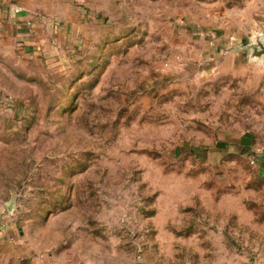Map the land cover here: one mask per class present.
Instances as JSON below:
<instances>
[{"label":"rangeland","instance_id":"374dc122","mask_svg":"<svg viewBox=\"0 0 264 264\" xmlns=\"http://www.w3.org/2000/svg\"><path fill=\"white\" fill-rule=\"evenodd\" d=\"M32 1L0 221L73 264H264V0Z\"/></svg>","mask_w":264,"mask_h":264},{"label":"crops","instance_id":"0c3cea01","mask_svg":"<svg viewBox=\"0 0 264 264\" xmlns=\"http://www.w3.org/2000/svg\"><path fill=\"white\" fill-rule=\"evenodd\" d=\"M33 3L32 0H0V38L14 37L21 45L27 42L31 28H39L37 17L28 11L32 9ZM256 34V37H264V27ZM0 264L73 263L57 255L42 253L24 234L23 227L17 221L4 219L0 221Z\"/></svg>","mask_w":264,"mask_h":264},{"label":"water","instance_id":"95a60500","mask_svg":"<svg viewBox=\"0 0 264 264\" xmlns=\"http://www.w3.org/2000/svg\"><path fill=\"white\" fill-rule=\"evenodd\" d=\"M257 46H258L257 48H259L258 53H261L264 55V43H258Z\"/></svg>","mask_w":264,"mask_h":264}]
</instances>
